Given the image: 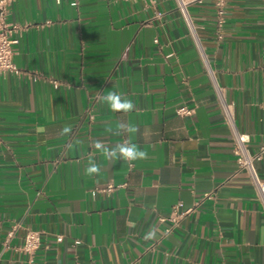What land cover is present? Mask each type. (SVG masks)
<instances>
[{"label":"crops","instance_id":"obj_1","mask_svg":"<svg viewBox=\"0 0 264 264\" xmlns=\"http://www.w3.org/2000/svg\"><path fill=\"white\" fill-rule=\"evenodd\" d=\"M185 1L255 152L264 0H227L222 27L215 0ZM8 18L22 29L17 71L0 74V264H264V206L178 0H13ZM109 92L135 110L113 112L101 100ZM184 104L194 112L180 114ZM120 123L138 131H107ZM97 139L148 158L110 161ZM90 159L98 175L85 174ZM256 166L264 180V156ZM176 206L189 211L166 231L160 218ZM28 228L42 234L32 254L21 249Z\"/></svg>","mask_w":264,"mask_h":264},{"label":"built area","instance_id":"obj_2","mask_svg":"<svg viewBox=\"0 0 264 264\" xmlns=\"http://www.w3.org/2000/svg\"><path fill=\"white\" fill-rule=\"evenodd\" d=\"M13 0H0V74L8 71H17V67L13 61V55L15 53V47L19 43V33L22 29L21 25L9 20V7ZM218 9V25L222 27L224 24V16L226 13L227 0H215ZM179 8L188 23L191 33L196 41L197 47L201 53L203 61L205 63L208 74L211 78L213 87L217 94L218 104L221 110V114L225 123L231 131L233 139V152L236 156V161L241 170H245L255 187L258 199L264 206V180L260 177L256 163L260 161L264 156V140L259 149L255 152L250 150L251 134L239 129L235 118V104L229 101L224 93L223 88L218 83L213 70L211 69L209 60L204 52L203 46L199 43L196 31L192 24L191 18L187 10V2L185 0H178ZM222 33L219 37L222 38ZM178 112L184 115H190L194 112L193 108L188 105H182L178 108ZM116 187L114 182H109L102 191H111ZM206 197H211V194H206ZM189 210H179L176 206L172 209L169 216H161V220H169L171 227H168L166 231H170L173 227L179 225L183 216ZM15 227L8 232V237L14 235ZM42 234L41 231L33 228H28L21 249L27 253L32 254L41 244ZM61 239V238H59Z\"/></svg>","mask_w":264,"mask_h":264},{"label":"clouds","instance_id":"obj_3","mask_svg":"<svg viewBox=\"0 0 264 264\" xmlns=\"http://www.w3.org/2000/svg\"><path fill=\"white\" fill-rule=\"evenodd\" d=\"M101 100L103 103L107 104L113 112L129 113L135 110L136 107L132 100L123 97L117 92H109L107 95L101 96ZM107 131L115 135H122L124 133H136L138 129L135 125L120 123L118 124L115 131L111 127H109ZM71 132L72 127L70 125H65L61 129V135H67ZM80 142L81 141H76V143ZM92 146L110 161L120 159L133 162L137 160H146L148 158V153L145 150L140 149L136 144L130 143L128 141L108 147L103 140L97 139L93 141ZM100 171V166L94 160L90 159L88 166L85 168V174L90 176L94 174L98 175ZM152 235H154V233L150 232L148 234L149 238Z\"/></svg>","mask_w":264,"mask_h":264}]
</instances>
